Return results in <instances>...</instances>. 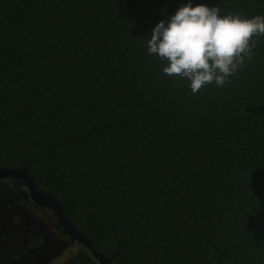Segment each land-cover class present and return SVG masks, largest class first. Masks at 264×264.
Wrapping results in <instances>:
<instances>
[{
  "label": "trees",
  "instance_id": "trees-1",
  "mask_svg": "<svg viewBox=\"0 0 264 264\" xmlns=\"http://www.w3.org/2000/svg\"><path fill=\"white\" fill-rule=\"evenodd\" d=\"M188 3L264 17V0H0V168L25 167L110 264H264V35L193 94L148 52ZM88 251L63 264H99Z\"/></svg>",
  "mask_w": 264,
  "mask_h": 264
},
{
  "label": "clouds",
  "instance_id": "clouds-1",
  "mask_svg": "<svg viewBox=\"0 0 264 264\" xmlns=\"http://www.w3.org/2000/svg\"><path fill=\"white\" fill-rule=\"evenodd\" d=\"M254 35H264V17H221L219 9L188 3L153 29L148 52L166 59L164 73L187 78L196 94L213 81L225 84L251 53Z\"/></svg>",
  "mask_w": 264,
  "mask_h": 264
},
{
  "label": "rangeland",
  "instance_id": "rangeland-1",
  "mask_svg": "<svg viewBox=\"0 0 264 264\" xmlns=\"http://www.w3.org/2000/svg\"><path fill=\"white\" fill-rule=\"evenodd\" d=\"M20 179H0V264H63L84 246L58 233L51 210L34 209ZM36 208V207H35Z\"/></svg>",
  "mask_w": 264,
  "mask_h": 264
},
{
  "label": "water",
  "instance_id": "water-1",
  "mask_svg": "<svg viewBox=\"0 0 264 264\" xmlns=\"http://www.w3.org/2000/svg\"><path fill=\"white\" fill-rule=\"evenodd\" d=\"M0 177H12L24 181V187L29 193V196L35 206H41L51 210L58 218L64 230L68 233L73 242L87 247L91 251V254L98 260L99 264H110L106 256L95 251L91 242L74 227L69 217L61 210L56 201L51 196L38 190L33 177L29 174L25 167L18 169H11L7 167L0 168Z\"/></svg>",
  "mask_w": 264,
  "mask_h": 264
},
{
  "label": "flooded vegetation",
  "instance_id": "flooded-vegetation-1",
  "mask_svg": "<svg viewBox=\"0 0 264 264\" xmlns=\"http://www.w3.org/2000/svg\"><path fill=\"white\" fill-rule=\"evenodd\" d=\"M28 196H29V193H28ZM30 197V196H29ZM31 199V198H30ZM32 201V200H31ZM33 207H34V209H38V208H43V207H41V206H35V204L33 205ZM36 207V208H35Z\"/></svg>",
  "mask_w": 264,
  "mask_h": 264
}]
</instances>
